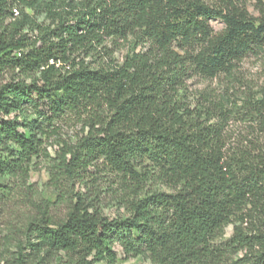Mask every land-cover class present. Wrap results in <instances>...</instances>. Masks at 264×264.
<instances>
[{
  "label": "trees",
  "instance_id": "16d2710c",
  "mask_svg": "<svg viewBox=\"0 0 264 264\" xmlns=\"http://www.w3.org/2000/svg\"><path fill=\"white\" fill-rule=\"evenodd\" d=\"M255 1L256 16L240 0H0V201L11 179L28 186L34 160H52L50 141L75 121L86 134L63 141L54 184L94 169L128 194L126 217L103 216L81 194L63 220L42 212L26 231L45 258L15 264L60 254L55 264H116L117 247L154 264H264V88L241 105L185 100L191 79L233 76L264 54V0ZM130 39L141 50L123 64L86 62ZM239 116L260 130L232 142ZM154 184L170 192L146 190Z\"/></svg>",
  "mask_w": 264,
  "mask_h": 264
},
{
  "label": "rangeland",
  "instance_id": "374dc122",
  "mask_svg": "<svg viewBox=\"0 0 264 264\" xmlns=\"http://www.w3.org/2000/svg\"><path fill=\"white\" fill-rule=\"evenodd\" d=\"M240 1L253 15H257L255 0ZM14 9L19 12V16L13 17L20 18L21 9L19 7ZM37 19L41 23L45 20V16H39ZM212 26L216 32L223 29V25L216 21L212 22ZM105 45L110 54L102 52L98 57L87 58L86 62L93 67L108 66L114 63L123 64L127 55L132 54L134 50L136 52L141 50L140 47L134 48L133 39L127 43L121 42L116 47L110 41H107ZM17 55L21 56V53ZM187 84L188 91L185 100L187 105L193 109L199 107V103L204 101L202 94H210L214 99L227 95L231 101H236L241 105V98L264 88V54L247 58L233 76L222 75L209 81L193 78ZM83 128V124L78 121L63 127L60 136L53 138L50 141L51 145L48 146L52 160L45 158L34 160L28 186H22L16 179L8 182L10 189L0 201V264H15L20 254L29 261L44 259L45 254L38 255L34 251L32 245L37 244L39 239L36 234L27 233V225L34 218L41 217L42 212L45 211L53 220H63L69 210L68 201L75 199L76 194H81L88 202L94 200V204L105 217L113 219L128 216L126 209L120 206L121 199L128 195L124 193L125 185L107 172H96L91 169V173L86 176L84 182L60 180L59 183L54 184L51 172L54 170L56 157L63 147V141L74 143L86 134L87 129L83 130ZM259 130L258 124L240 116L232 118L227 129L232 142L240 138L252 139L255 134L259 133ZM151 189L170 192L168 188L159 184L146 188V190ZM233 229V225L227 227L225 239L233 235ZM116 250L119 251L116 264H154L143 257L127 259L118 247ZM59 257H64V255L60 254L55 257L53 264L59 260Z\"/></svg>",
  "mask_w": 264,
  "mask_h": 264
},
{
  "label": "built area",
  "instance_id": "2783aa9c",
  "mask_svg": "<svg viewBox=\"0 0 264 264\" xmlns=\"http://www.w3.org/2000/svg\"><path fill=\"white\" fill-rule=\"evenodd\" d=\"M13 16H14V17L19 16V12L16 11L15 9H14V12H13ZM14 19H15V18H14ZM19 55H20V53H19Z\"/></svg>",
  "mask_w": 264,
  "mask_h": 264
}]
</instances>
